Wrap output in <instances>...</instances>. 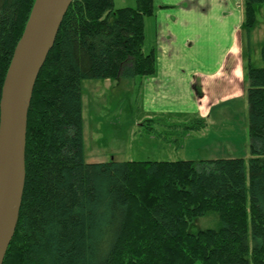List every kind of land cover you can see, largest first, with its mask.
Segmentation results:
<instances>
[{
    "label": "trees",
    "instance_id": "obj_1",
    "mask_svg": "<svg viewBox=\"0 0 264 264\" xmlns=\"http://www.w3.org/2000/svg\"><path fill=\"white\" fill-rule=\"evenodd\" d=\"M34 2L0 0V102ZM243 4L250 30L264 0ZM155 9V0L69 6L34 86L20 218L3 264H264V65L248 64V159L85 160L82 82L153 75L155 53L143 46ZM140 126L179 141L207 121ZM205 219L214 226L200 227Z\"/></svg>",
    "mask_w": 264,
    "mask_h": 264
},
{
    "label": "rangeland",
    "instance_id": "obj_2",
    "mask_svg": "<svg viewBox=\"0 0 264 264\" xmlns=\"http://www.w3.org/2000/svg\"><path fill=\"white\" fill-rule=\"evenodd\" d=\"M235 4L237 5L236 2ZM114 6L115 8L136 7L137 0H114ZM255 10L256 22L254 26L250 30H247L245 26L237 39L238 43L241 42V39L243 42L239 48L243 50L245 58L246 92L249 85V61L251 60L256 67L264 65L261 52L264 47V4H256ZM204 42L205 36L199 35L197 45H202ZM187 46L190 45L187 43ZM213 46L212 55L215 59L218 49L216 44L213 43ZM158 48L155 17L146 16L143 51L148 54L154 50L156 56ZM196 53L197 51L191 48L190 54ZM198 54L203 53L198 52ZM192 57L188 55V59ZM146 77L148 76L123 74L116 79H89L82 82L83 139L86 161L249 158L251 136L248 125L247 93L243 96L221 100L223 96L235 90L236 84L230 85L227 90L222 85L221 78L215 77L212 80L211 97L213 100L220 99V103L218 102L204 116L208 123L207 130L202 133L193 131L184 139L180 137L179 141L175 139L168 141L146 135L140 126V123L149 116L147 112L150 110L145 104L143 93V82ZM239 84L241 87V83ZM159 117L167 123H188L194 118L196 119L193 115L183 114L180 116L175 111L174 114L161 115L156 119ZM171 136L172 134L168 135V137ZM201 222L200 227L202 228L214 226L207 219Z\"/></svg>",
    "mask_w": 264,
    "mask_h": 264
},
{
    "label": "crops",
    "instance_id": "obj_3",
    "mask_svg": "<svg viewBox=\"0 0 264 264\" xmlns=\"http://www.w3.org/2000/svg\"><path fill=\"white\" fill-rule=\"evenodd\" d=\"M155 8L152 16L155 17L159 48L156 71L143 82L145 104L150 108L146 119L174 114V111L180 116L204 118L220 101L211 97L215 77L221 78L227 90L236 84L235 90L221 100L247 93L245 58L239 48L243 42L242 39L237 42L245 27L243 0H155ZM201 34L205 42L197 45ZM213 43L218 49L215 59ZM191 48L197 53L190 54ZM188 55L193 57L188 59Z\"/></svg>",
    "mask_w": 264,
    "mask_h": 264
},
{
    "label": "water",
    "instance_id": "obj_4",
    "mask_svg": "<svg viewBox=\"0 0 264 264\" xmlns=\"http://www.w3.org/2000/svg\"><path fill=\"white\" fill-rule=\"evenodd\" d=\"M73 0H35L0 102V264L15 235L26 182L28 111L34 86Z\"/></svg>",
    "mask_w": 264,
    "mask_h": 264
}]
</instances>
